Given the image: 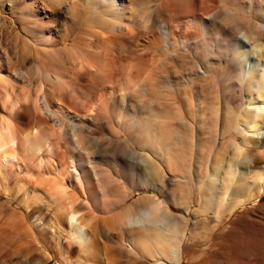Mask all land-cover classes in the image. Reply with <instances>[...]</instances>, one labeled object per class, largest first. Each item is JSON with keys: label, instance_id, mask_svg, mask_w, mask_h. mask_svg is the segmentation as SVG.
<instances>
[{"label": "bare ground", "instance_id": "bare-ground-1", "mask_svg": "<svg viewBox=\"0 0 264 264\" xmlns=\"http://www.w3.org/2000/svg\"><path fill=\"white\" fill-rule=\"evenodd\" d=\"M0 264H264V0H0Z\"/></svg>", "mask_w": 264, "mask_h": 264}]
</instances>
